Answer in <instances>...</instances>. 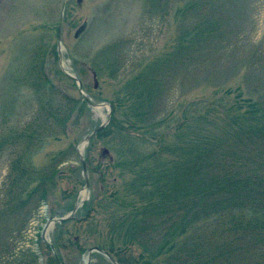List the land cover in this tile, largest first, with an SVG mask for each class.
<instances>
[{
    "label": "rangeland",
    "instance_id": "rangeland-1",
    "mask_svg": "<svg viewBox=\"0 0 264 264\" xmlns=\"http://www.w3.org/2000/svg\"><path fill=\"white\" fill-rule=\"evenodd\" d=\"M179 7L181 16L175 15ZM207 19H217L219 29L215 37L198 42L204 31L191 33L195 27L208 24L214 35L215 23ZM261 52L264 0H0V107L5 102L15 111L10 126H23L39 109L40 98L51 96L47 85L39 91L36 83L55 86L49 99L54 98L59 118L69 112L68 98L80 101L65 127L53 121L56 135L34 159L42 168L59 160L56 191L50 186L48 200L31 213L0 222V264H54L45 227L55 218L47 233L54 243L62 229L59 218L76 206L75 218L62 230L63 243L75 248L58 251L65 264H85L86 257L91 264H124V258L147 264V249L154 253L171 244L175 222V243L186 241L195 229L202 232L200 220L184 235L185 210L173 201L162 213L165 205L156 207L160 195L151 193L152 186L165 181L164 171L170 173L168 180L184 172L207 139L214 149L245 148L242 163L231 160L234 166H258L260 159L255 164L248 148L264 153V147L244 133L254 124L264 127V113L255 106L264 104V66L251 61ZM140 102L143 106L136 108ZM100 126L105 127L95 133ZM83 158L91 162L89 188ZM139 160L143 164L135 173L128 170ZM11 161L9 154L0 156V204ZM140 167L150 171L143 192L138 190ZM149 198L158 203L145 211L151 218L145 232L127 245L123 237L130 228L128 216L136 213L133 204ZM187 208V219L194 221L196 207ZM95 247L106 249L116 263ZM160 258L167 261L170 255Z\"/></svg>",
    "mask_w": 264,
    "mask_h": 264
},
{
    "label": "trees",
    "instance_id": "trees-1",
    "mask_svg": "<svg viewBox=\"0 0 264 264\" xmlns=\"http://www.w3.org/2000/svg\"><path fill=\"white\" fill-rule=\"evenodd\" d=\"M193 6V4L189 5L186 12L191 10ZM175 15H183L181 7L178 8ZM208 21L210 24L215 23L214 35L211 34L213 30L209 28L208 24L195 27L191 33L204 31L198 34L200 36L198 42L215 37L217 29H219L217 19L215 22ZM251 61L256 67H263L264 52H261L258 57L257 55L252 57ZM46 85L52 96L55 90L52 83H36L35 87L41 91ZM252 93L250 90L246 92L247 95ZM51 96H45L44 99L40 98L41 104L34 117L21 127L10 126L15 111L9 108L7 103L4 102L0 107V156L9 154L12 157L10 173L4 189L6 198L0 204V222L11 219L20 212L31 213L40 202L48 200V188L50 186L53 191H56L55 178L59 173V160L58 162L54 160L42 168L35 163L34 159L36 160L37 156L42 154L46 142H49L51 137L56 135L55 131L57 130L53 127L54 122L65 127L66 122L70 120L73 110L77 108L80 101L75 98H68L69 112L63 118H59L56 104L53 102L55 101L54 98L49 99ZM235 97L234 94L231 95V98L236 99ZM239 97H241V93L237 94L238 99ZM242 99H245L243 95ZM263 105L256 103L255 106L259 108L260 112L264 113ZM142 106V102L135 105L136 108ZM255 106L253 104V108ZM119 124L121 125V123ZM256 125H252L253 127L244 135L250 141H257L258 144H262L261 147H264V127L260 129ZM221 145L228 146L226 143ZM201 149L198 152V157L195 156L191 163L184 164V172L181 171L180 175H175V177L168 180L170 173L164 171L162 177L166 178L165 181H162V184L154 182L151 193L160 195L158 201L160 203L156 206L157 208H161L165 204H168L167 207L172 206L173 201H175L177 204L179 203L180 210H185V219L182 223L184 235H187L188 229L195 226L192 225L193 223L196 224L200 220L202 232L195 229L194 235L188 236L186 241L181 244L175 243L173 239L178 235V222H175L174 227H171L172 231L169 237L171 244L165 246V243L154 253L146 248L149 256L151 255L148 257L143 252L151 259L146 263L264 264V170H262L264 153L262 150L259 153L260 150L257 151V148H248L250 157H256L255 164L260 159L258 166L253 168L246 167V163H244L245 167L231 164V160H236L239 163L243 162L240 156L241 153H246L245 148L239 149V151H230L229 148L221 147L220 149H214L213 141L207 139L203 142ZM210 154L213 156H210ZM142 159L145 160L144 157ZM87 162L88 167H90L91 162L89 159H87ZM116 163L120 168L123 167L122 162ZM132 164L128 170L135 173V169L143 163L139 160L138 163L132 161ZM142 167L137 172L139 183H141L138 186L139 192L147 190L145 186L148 185V174L150 172L148 170L147 173V166L144 169H141ZM123 169L120 171V176L124 175ZM45 171H52V176L45 175ZM151 174L153 175V173ZM117 179L118 177L115 178V180ZM117 194H114L116 201H118ZM195 199H198V203L195 202ZM147 201L148 203L143 205L128 203V206H135L136 213L133 216L129 215L127 218L130 228H127L123 237V241L127 245H130L129 241L136 242V237L143 231L145 232L146 222L148 223L151 219L150 217L148 219L145 211L158 203L150 198ZM190 203L193 205H189ZM187 206L192 209L196 207V219L194 221L187 219ZM167 207L165 205L162 213H167ZM67 224L66 222L62 223L60 225L62 229L56 233L55 245L59 251L63 248L70 251L75 248V246L66 245L62 241V230H65ZM19 229L20 227L17 226L16 232ZM111 250L113 251L114 248ZM163 255H170V259L167 261L161 260L160 256ZM52 258L54 264H57L55 257ZM123 260L124 264H130V261H132L125 258Z\"/></svg>",
    "mask_w": 264,
    "mask_h": 264
},
{
    "label": "water",
    "instance_id": "water-1",
    "mask_svg": "<svg viewBox=\"0 0 264 264\" xmlns=\"http://www.w3.org/2000/svg\"><path fill=\"white\" fill-rule=\"evenodd\" d=\"M62 24H63V18H62V20H61V22H60L59 30H58V31H59V40H60V42H61V40H62ZM86 27H87V22L84 23V24L79 28V30L77 31V33H76V37H77V38L80 37V36L84 33V31L86 30ZM103 128H104V126H100L95 132L100 131V130L103 129ZM85 170H87V169H86V164H85ZM87 183L89 184V179H88V177H87ZM97 249H98L100 252H103V253L107 254V255L112 259V261L115 262L114 258H113L108 252H106V251H104L103 249H100V248H97ZM56 257H57L58 263H59V264H62L57 254H56Z\"/></svg>",
    "mask_w": 264,
    "mask_h": 264
},
{
    "label": "bare ground",
    "instance_id": "bare-ground-1",
    "mask_svg": "<svg viewBox=\"0 0 264 264\" xmlns=\"http://www.w3.org/2000/svg\"><path fill=\"white\" fill-rule=\"evenodd\" d=\"M82 196L84 197V193L82 194ZM86 261H89V257H86Z\"/></svg>",
    "mask_w": 264,
    "mask_h": 264
}]
</instances>
